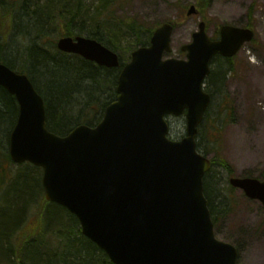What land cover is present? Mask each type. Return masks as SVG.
Wrapping results in <instances>:
<instances>
[{
  "label": "water",
  "instance_id": "95a60500",
  "mask_svg": "<svg viewBox=\"0 0 264 264\" xmlns=\"http://www.w3.org/2000/svg\"><path fill=\"white\" fill-rule=\"evenodd\" d=\"M196 12L192 4L186 14ZM172 32L163 22L148 45L133 49L100 121L65 135L47 128L43 98L28 76L0 62V86L18 105L8 152L12 162L42 169L45 199L72 213L81 233L115 264H237V248L214 235L203 188L211 164L197 150L196 135L210 104L204 80L212 58L232 57L254 32L223 24L211 39L200 21L180 47L184 58L166 56ZM56 46L100 66L120 64L116 52L90 37L61 36ZM181 115L185 135L171 139L167 116ZM229 183L264 209V180Z\"/></svg>",
  "mask_w": 264,
  "mask_h": 264
},
{
  "label": "trees",
  "instance_id": "16d2710c",
  "mask_svg": "<svg viewBox=\"0 0 264 264\" xmlns=\"http://www.w3.org/2000/svg\"><path fill=\"white\" fill-rule=\"evenodd\" d=\"M0 1V39L19 33L27 41L14 48L1 41L0 61L29 76L43 97L47 127L58 135L79 123L93 126L101 119L106 105L115 99L122 65L134 48L149 43L157 26H147L137 17L118 13L122 0H22L18 6L16 0ZM201 2L197 5L203 10L208 0L203 5ZM74 35L94 38L117 52L120 65L99 66L57 49L58 37ZM222 62L220 57L213 59L216 65L205 81L212 87V96L213 90L223 84L226 66ZM16 115L14 97L0 86L1 167L11 163L7 143ZM217 135H210L211 141L203 150L199 128L197 149L206 155V148L216 143L212 137ZM216 165L232 172L231 166L215 154L204 175V195L214 223L216 202L221 198L211 176ZM17 166L7 175L4 166L0 173V182H6L9 188L0 206V264H115L81 233L73 214L44 199L41 169L30 163Z\"/></svg>",
  "mask_w": 264,
  "mask_h": 264
},
{
  "label": "rangeland",
  "instance_id": "374dc122",
  "mask_svg": "<svg viewBox=\"0 0 264 264\" xmlns=\"http://www.w3.org/2000/svg\"><path fill=\"white\" fill-rule=\"evenodd\" d=\"M21 1L16 0L15 5ZM198 1L203 5L206 0H122L118 13L137 17L147 26L174 22L171 51L167 56L176 58H184L180 47L191 41L200 20L206 23L207 34L212 38L216 37L221 24L249 26L254 30L253 39L246 42L229 63L222 58L225 78L222 87L213 90L208 117L199 128L203 150L211 141L210 135L218 133L217 137H212L216 139L215 145L206 148L209 158L216 154L225 160L232 168V175L264 177V0H208L203 10L197 5ZM191 4L199 12L186 15ZM14 34L0 42L13 48L27 42L19 33ZM215 65L213 63L212 67ZM205 86L212 92L211 86L207 83ZM168 119L170 135L181 137L185 130L184 117ZM4 166L6 175L18 167L12 163ZM4 166L0 165V173ZM229 174L219 165L211 172L212 182L217 183L221 195L215 207V236L238 247L237 264H264V210L258 200L248 198L243 191L228 184ZM7 186L6 182H0V206L5 203Z\"/></svg>",
  "mask_w": 264,
  "mask_h": 264
},
{
  "label": "flooded vegetation",
  "instance_id": "af4514ba",
  "mask_svg": "<svg viewBox=\"0 0 264 264\" xmlns=\"http://www.w3.org/2000/svg\"><path fill=\"white\" fill-rule=\"evenodd\" d=\"M225 60V59H224ZM224 78H225V76H223V81H224ZM210 94H211V98H212V93L210 92Z\"/></svg>",
  "mask_w": 264,
  "mask_h": 264
}]
</instances>
